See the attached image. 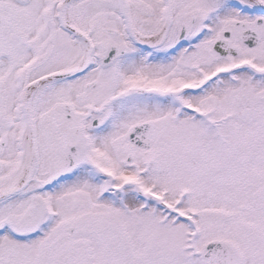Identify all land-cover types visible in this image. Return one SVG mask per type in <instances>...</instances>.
I'll use <instances>...</instances> for the list:
<instances>
[{"label":"snow or ice","instance_id":"6c2138e0","mask_svg":"<svg viewBox=\"0 0 264 264\" xmlns=\"http://www.w3.org/2000/svg\"><path fill=\"white\" fill-rule=\"evenodd\" d=\"M0 264H264V0H0Z\"/></svg>","mask_w":264,"mask_h":264}]
</instances>
